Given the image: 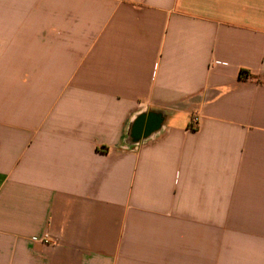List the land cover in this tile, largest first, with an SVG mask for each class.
Wrapping results in <instances>:
<instances>
[{
    "label": "crops",
    "instance_id": "obj_1",
    "mask_svg": "<svg viewBox=\"0 0 264 264\" xmlns=\"http://www.w3.org/2000/svg\"><path fill=\"white\" fill-rule=\"evenodd\" d=\"M0 264H264V0H0Z\"/></svg>",
    "mask_w": 264,
    "mask_h": 264
},
{
    "label": "built area",
    "instance_id": "obj_2",
    "mask_svg": "<svg viewBox=\"0 0 264 264\" xmlns=\"http://www.w3.org/2000/svg\"><path fill=\"white\" fill-rule=\"evenodd\" d=\"M193 123L197 124L199 121V115L198 114H194L193 118H192ZM42 241L44 243H51L52 239L50 237V235L48 233H46L43 237H42Z\"/></svg>",
    "mask_w": 264,
    "mask_h": 264
}]
</instances>
